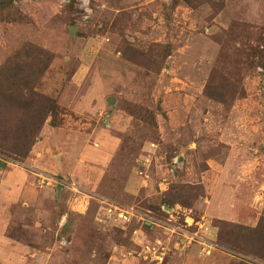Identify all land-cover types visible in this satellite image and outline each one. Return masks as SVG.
Here are the masks:
<instances>
[{
  "label": "rangeland",
  "instance_id": "374dc122",
  "mask_svg": "<svg viewBox=\"0 0 264 264\" xmlns=\"http://www.w3.org/2000/svg\"><path fill=\"white\" fill-rule=\"evenodd\" d=\"M16 78L57 112L23 160L0 150V182H35L0 197V264H155L157 241L162 264H264V0H0V85ZM15 106L11 139L35 123ZM69 139L110 157L59 172Z\"/></svg>",
  "mask_w": 264,
  "mask_h": 264
},
{
  "label": "trees",
  "instance_id": "16d2710c",
  "mask_svg": "<svg viewBox=\"0 0 264 264\" xmlns=\"http://www.w3.org/2000/svg\"><path fill=\"white\" fill-rule=\"evenodd\" d=\"M38 51L40 55H43V58L41 59L43 65L38 71V74L40 71L41 74H43V72L50 65V59L44 58L46 55H48L45 50L39 49ZM18 86L19 81L17 78L12 83L11 87L4 88L2 85H0V113L6 112L8 108L12 107V103L16 101L15 108L24 112V119L31 118L35 121V123L33 124L29 123L28 121H23L22 125L26 126L23 128L25 133L13 139L7 137L5 132L6 130L0 128V150L6 151L9 153L8 155H14L15 157L23 160L27 154L30 153L31 148L38 140L40 130L48 116H53L56 114L57 107L53 100L38 94H34L31 89H28L29 95L36 97L38 99L37 103L34 104L33 102H20L17 97L24 95L20 94V92L18 93ZM209 90L210 88L208 87L206 89V95L209 96V98L219 102H224L220 93L216 95L210 93Z\"/></svg>",
  "mask_w": 264,
  "mask_h": 264
},
{
  "label": "crops",
  "instance_id": "0c3cea01",
  "mask_svg": "<svg viewBox=\"0 0 264 264\" xmlns=\"http://www.w3.org/2000/svg\"><path fill=\"white\" fill-rule=\"evenodd\" d=\"M70 142V143H69ZM69 142L67 144V148H69V151L67 150V154H64V148H60L63 152V156L60 159V166L62 169L57 167V171L59 172H67L66 175L72 172L71 165L73 166L75 162H77L79 159H85V161H90L91 159H99L103 161V163H106L108 161V158L110 157L109 148L111 142L108 140H105L103 143L107 147L99 152H94L90 149L84 150L81 153H77L81 149L79 148V145H76L74 142V139H69ZM70 166V167H69ZM68 167V169H67ZM79 168V167H78ZM83 169V168H81ZM78 169H76L74 172H76ZM18 171L17 174H10L8 172L4 178H2V181L0 182V197L5 200H10V202H16L20 200L22 197H25L26 199V191H31L32 186H34L35 182L32 180V176H30L26 171L24 170H16ZM58 172V174H59ZM61 174V173H60ZM65 174V173H64ZM79 175V173L77 174ZM60 176H65L61 174ZM67 177V176H65ZM35 181V179H34Z\"/></svg>",
  "mask_w": 264,
  "mask_h": 264
},
{
  "label": "built area",
  "instance_id": "2783aa9c",
  "mask_svg": "<svg viewBox=\"0 0 264 264\" xmlns=\"http://www.w3.org/2000/svg\"><path fill=\"white\" fill-rule=\"evenodd\" d=\"M86 2L87 0H81L82 5H85ZM49 179L53 180L52 178L43 177L42 180L39 179L37 181L42 185L45 184L46 186H49L51 184L50 181H48ZM104 203H105V206L103 207V209L107 212V214L112 213V215L114 216L113 219L115 220H124L127 222L133 217H139V214L137 213V211L132 208H125V207H121L119 205L112 204V203L109 204V202H104ZM140 219L144 222V224L147 223V224L156 225V226L162 225L161 223L156 222L153 218H150V217L144 218L140 216ZM170 229L172 231L175 230L174 228H170ZM178 232H181L183 234L185 233L184 234L185 239L187 238L186 235L190 239H192V236L188 235L187 231L179 230ZM172 233H175V232H172ZM190 239H187V240L190 241ZM60 244L65 246L67 244L66 239L62 238ZM167 250L168 249L160 241H157L155 244L143 246L142 252L140 254H143L144 260H147V258L149 257L150 258L149 262H154L155 264H162L165 259V256L167 255Z\"/></svg>",
  "mask_w": 264,
  "mask_h": 264
}]
</instances>
